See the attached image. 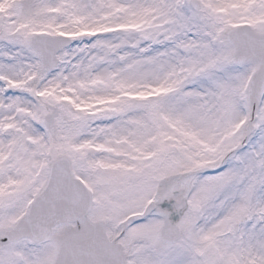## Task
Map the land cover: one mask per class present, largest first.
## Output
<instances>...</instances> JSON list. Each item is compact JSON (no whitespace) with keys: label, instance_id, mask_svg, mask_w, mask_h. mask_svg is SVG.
I'll use <instances>...</instances> for the list:
<instances>
[{"label":"snow or ice","instance_id":"obj_1","mask_svg":"<svg viewBox=\"0 0 264 264\" xmlns=\"http://www.w3.org/2000/svg\"><path fill=\"white\" fill-rule=\"evenodd\" d=\"M0 264H264V0H0Z\"/></svg>","mask_w":264,"mask_h":264}]
</instances>
